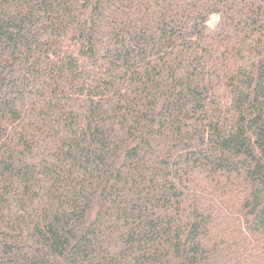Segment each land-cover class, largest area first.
Here are the masks:
<instances>
[{
  "label": "trees",
  "instance_id": "16d2710c",
  "mask_svg": "<svg viewBox=\"0 0 264 264\" xmlns=\"http://www.w3.org/2000/svg\"><path fill=\"white\" fill-rule=\"evenodd\" d=\"M0 264H264V0H0Z\"/></svg>",
  "mask_w": 264,
  "mask_h": 264
},
{
  "label": "rangeland",
  "instance_id": "374dc122",
  "mask_svg": "<svg viewBox=\"0 0 264 264\" xmlns=\"http://www.w3.org/2000/svg\"><path fill=\"white\" fill-rule=\"evenodd\" d=\"M215 21H216V18H214V19L212 20L211 25H212L213 23H215Z\"/></svg>",
  "mask_w": 264,
  "mask_h": 264
}]
</instances>
